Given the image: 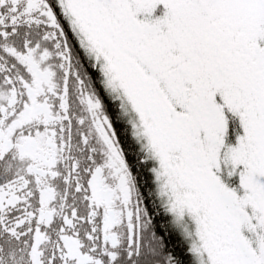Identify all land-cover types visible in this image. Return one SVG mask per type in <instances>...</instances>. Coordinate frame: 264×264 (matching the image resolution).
I'll use <instances>...</instances> for the list:
<instances>
[{
  "label": "snow or ice",
  "instance_id": "snow-or-ice-1",
  "mask_svg": "<svg viewBox=\"0 0 264 264\" xmlns=\"http://www.w3.org/2000/svg\"><path fill=\"white\" fill-rule=\"evenodd\" d=\"M0 264H264V0H0Z\"/></svg>",
  "mask_w": 264,
  "mask_h": 264
}]
</instances>
